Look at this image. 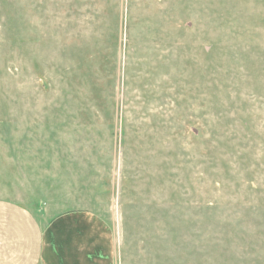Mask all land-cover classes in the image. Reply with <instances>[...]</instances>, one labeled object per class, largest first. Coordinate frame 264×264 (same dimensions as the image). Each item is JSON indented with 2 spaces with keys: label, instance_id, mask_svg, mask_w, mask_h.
Segmentation results:
<instances>
[{
  "label": "rangeland",
  "instance_id": "rangeland-1",
  "mask_svg": "<svg viewBox=\"0 0 264 264\" xmlns=\"http://www.w3.org/2000/svg\"><path fill=\"white\" fill-rule=\"evenodd\" d=\"M0 202L264 264V0H0Z\"/></svg>",
  "mask_w": 264,
  "mask_h": 264
},
{
  "label": "crops",
  "instance_id": "crops-1",
  "mask_svg": "<svg viewBox=\"0 0 264 264\" xmlns=\"http://www.w3.org/2000/svg\"><path fill=\"white\" fill-rule=\"evenodd\" d=\"M0 264H116L115 239L88 213L66 212L42 225L25 207L0 202Z\"/></svg>",
  "mask_w": 264,
  "mask_h": 264
}]
</instances>
